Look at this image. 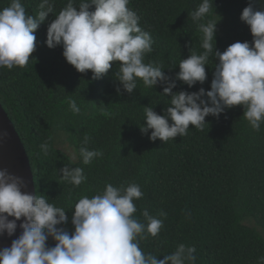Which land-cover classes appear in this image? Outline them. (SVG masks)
Wrapping results in <instances>:
<instances>
[{"label":"trees","instance_id":"trees-1","mask_svg":"<svg viewBox=\"0 0 264 264\" xmlns=\"http://www.w3.org/2000/svg\"><path fill=\"white\" fill-rule=\"evenodd\" d=\"M11 0H0V10ZM41 0H21L29 15H38ZM79 10L80 0H74ZM68 0H54L53 13L35 31L36 50L26 67L0 68V103L19 132L29 155L36 194L66 210L68 221L58 225L74 232L75 203L114 187L136 183L143 192L135 200L134 218L147 224L145 209L163 221L156 237L145 233L139 247L163 259L181 243L196 248L195 264H264V123L254 130L243 117V105L226 108L219 117L209 115L203 131L189 127L187 135L164 143L152 141L141 131L145 107L164 115L170 96L164 84L145 87L137 80L133 93L123 89L115 73L119 63L102 78L93 79L88 70L81 73L67 62L63 46L46 44L49 24L66 7ZM202 0H130L142 30L150 33L152 51L145 63L160 66L165 75L176 79L179 62L201 54L198 23L226 15L228 23L216 27V48L220 52L239 42H252L250 27L241 14L250 3L264 9V0H212L210 15L203 21L192 19ZM90 10H95L92 5ZM205 66L207 79L189 87L176 80L173 92L211 89L218 58L211 53ZM121 92H117V87ZM80 112L74 113L69 100ZM207 99V97H205ZM171 123V121H170ZM62 132L74 148L73 158L56 147V134ZM89 137L84 145L85 137ZM50 145L47 154L41 144ZM81 146L103 152L85 165ZM66 165L81 167L86 181L74 186L62 177ZM165 212L167 216H161ZM254 221L250 226L245 221ZM259 228L262 229L259 230ZM49 237V247L55 246Z\"/></svg>","mask_w":264,"mask_h":264},{"label":"clouds","instance_id":"clouds-1","mask_svg":"<svg viewBox=\"0 0 264 264\" xmlns=\"http://www.w3.org/2000/svg\"><path fill=\"white\" fill-rule=\"evenodd\" d=\"M130 0H80L79 10L74 0H68L55 19L49 24L46 44L49 48L63 46V55L77 71L91 70L93 79L102 78L119 63L115 73L123 89L133 93L137 80L145 87L164 84L163 94L170 96V106L160 115L153 107H145V121L141 131L150 139L158 138L164 143L178 135H187L188 129L203 131L206 117H219L226 108L243 105V117L254 130L264 123V9L256 10L253 4L245 7L241 20L249 27L253 41L235 42L220 52L216 48L218 20L208 19L198 23L201 36V54L191 55L179 62L176 79L165 75L164 70L144 58L152 51L153 40L149 32L142 30L138 14L128 7ZM94 5L95 10H90ZM38 15H29L21 0H11L0 10V68L26 67L36 50L35 31L53 13L54 0H41ZM212 0H202L191 13L194 21L205 20L211 13ZM215 53L211 89L203 87L197 92H173L176 80L189 87L207 79L205 66L209 55ZM117 92L121 89L118 86ZM207 97V99H205ZM74 113L80 108L69 100ZM171 121V123H170ZM6 129L0 130V143L8 138ZM89 137H85L87 145ZM41 149L48 153L50 145L45 142ZM79 155L85 165L92 163L103 152L81 146ZM74 160V157H73ZM64 180L80 186L87 177L81 167L66 165L61 169ZM25 177L0 168V234L12 236L17 221L22 234L12 241L10 247L0 250V264H195L194 246L179 244L176 250L163 259L151 253L145 254L139 247L140 239L147 233L159 235L163 221L152 216L147 209L143 216L147 224L134 218L135 200L142 198L141 187L136 183L126 187L107 184L102 193L91 198L83 196L74 205L71 234L58 225L68 221L63 207L50 203L45 196L27 191ZM161 216L167 213L161 212ZM15 219H9V217ZM52 237L55 246L49 247ZM264 261V258H261Z\"/></svg>","mask_w":264,"mask_h":264},{"label":"water","instance_id":"water-1","mask_svg":"<svg viewBox=\"0 0 264 264\" xmlns=\"http://www.w3.org/2000/svg\"><path fill=\"white\" fill-rule=\"evenodd\" d=\"M3 129H6L9 135L6 142L0 143V168H7L9 172L25 177L28 182L27 191L36 194L34 173L29 155L14 122L0 103V130ZM9 219L15 218L10 216ZM23 219L17 221V229L12 236H9L7 232L0 234V250L10 247L12 241L22 234L23 229L19 225Z\"/></svg>","mask_w":264,"mask_h":264},{"label":"rangeland","instance_id":"rangeland-1","mask_svg":"<svg viewBox=\"0 0 264 264\" xmlns=\"http://www.w3.org/2000/svg\"><path fill=\"white\" fill-rule=\"evenodd\" d=\"M216 20H218L219 27L223 28L228 23V17L226 15H219ZM56 147L63 150L67 154H69L74 159L77 158L76 152L74 148L67 142L65 135L62 132H58L56 134ZM246 224L250 226H254V221H245ZM259 230L262 231L261 228Z\"/></svg>","mask_w":264,"mask_h":264}]
</instances>
